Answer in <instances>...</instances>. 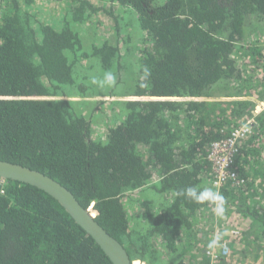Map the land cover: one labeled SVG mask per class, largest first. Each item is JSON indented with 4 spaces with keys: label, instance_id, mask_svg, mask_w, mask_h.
<instances>
[{
    "label": "trees",
    "instance_id": "trees-1",
    "mask_svg": "<svg viewBox=\"0 0 264 264\" xmlns=\"http://www.w3.org/2000/svg\"><path fill=\"white\" fill-rule=\"evenodd\" d=\"M113 2L137 14L147 39L138 56L139 75L128 82L126 114L100 141L76 103L65 98L76 87L87 95L79 83L87 77L77 67L83 59L105 71L120 63L119 49L108 43L93 45L88 54L74 29L100 9L85 0L63 19L40 23L31 11L36 0H3L0 160L60 182L133 261L156 264L152 240L175 252L180 235L196 225V215L213 206L181 194L190 186L208 187L211 146L256 116L234 164L246 184L230 183L222 191L223 218L240 230L230 240V257L243 259L251 250L264 259V111L255 115V101H264V0ZM223 98L233 101H218ZM146 189L163 203L155 209L152 200H141L147 228L131 230L122 200ZM202 233L207 236V229L190 232L195 238ZM0 264L113 263L49 194L0 179Z\"/></svg>",
    "mask_w": 264,
    "mask_h": 264
},
{
    "label": "rangeland",
    "instance_id": "rangeland-1",
    "mask_svg": "<svg viewBox=\"0 0 264 264\" xmlns=\"http://www.w3.org/2000/svg\"><path fill=\"white\" fill-rule=\"evenodd\" d=\"M85 0H63L58 4H50L44 0H36V3L31 7V11L35 13L36 20L40 23H55V20L63 19V16L68 14L69 9L78 6L80 2ZM95 5L98 10L85 23L74 25V29L80 31L83 38V48L89 52L93 45L102 46L108 43L119 49L121 60L119 65H115L111 70H104L95 60L83 59L78 64V71L85 75L79 83L84 85L82 90H88L87 95L83 96L80 90L76 87L72 90L67 89V93H72L65 96L66 99L76 103L75 109L80 116H83L91 123L92 137L95 140L103 141L107 138L110 128L118 124L126 114L123 101L129 100L130 88L129 79H135L138 72L137 61L139 52L143 49L144 40L147 39L146 31L138 22L137 14L131 10L120 7L113 0H86ZM163 4L165 0H156ZM159 4V5H160ZM254 22L261 26V22L257 19ZM90 61V62H89ZM246 63V62H244ZM92 66V67H91ZM106 72H111L116 77L115 83L108 86L100 87L91 82L92 77L103 78ZM80 87V85H79ZM226 103L233 100L223 98ZM116 102V103H114ZM114 103V104H113ZM147 157V153H144ZM158 180L155 176L150 186H153ZM150 199L154 202V208L157 209L163 203L162 196L156 195L151 189H146L144 192H128L124 196L122 202L130 218V227L132 229L147 228L146 217L141 208V200ZM213 207H207L202 213L197 216V221L194 227L185 230L179 237V244L175 252L162 247L160 241L154 239L152 243L157 251L158 261L156 264H204L207 260H203V250L206 247L205 237L211 236V231L208 229L215 221V213ZM218 223L220 220L218 219ZM207 229L208 236L202 233L201 238H195L193 234H197L199 228ZM192 231V235L190 232ZM188 235V237H187ZM197 242V243H196ZM256 253V254H254ZM250 256L243 257L239 260L234 257L226 259L227 264H264V259L257 257V252L248 251ZM141 263L140 260H135ZM136 264V263H135ZM146 264H150L146 262Z\"/></svg>",
    "mask_w": 264,
    "mask_h": 264
},
{
    "label": "water",
    "instance_id": "water-1",
    "mask_svg": "<svg viewBox=\"0 0 264 264\" xmlns=\"http://www.w3.org/2000/svg\"><path fill=\"white\" fill-rule=\"evenodd\" d=\"M2 5L3 0H0V13ZM0 179L24 183L46 192L95 240L113 264L136 263L127 248L100 225L91 211L67 187L52 177L21 164L0 160Z\"/></svg>",
    "mask_w": 264,
    "mask_h": 264
},
{
    "label": "built area",
    "instance_id": "built-area-1",
    "mask_svg": "<svg viewBox=\"0 0 264 264\" xmlns=\"http://www.w3.org/2000/svg\"><path fill=\"white\" fill-rule=\"evenodd\" d=\"M256 110L255 115L264 111V101H255ZM257 124L256 116L250 118L242 126L236 128L231 133L230 137L224 141H219L211 146L208 160L212 165V173H208L205 179L208 183V187L214 191L222 193V191L234 184L238 187L246 184L244 179H241L238 173L234 170V164L236 155L238 152V146L242 140H246L253 134V128ZM231 183V186H228ZM211 236L205 238V244L210 243L209 239H213L214 236L219 235L221 237L219 245L215 248H209L206 244L205 249L202 252L205 264H220L224 259L230 257L231 246L230 240L237 239L240 236L239 229H232L228 234H224L221 230V224L218 223V216L215 215V221L210 225ZM208 236V234H207Z\"/></svg>",
    "mask_w": 264,
    "mask_h": 264
},
{
    "label": "clouds",
    "instance_id": "clouds-1",
    "mask_svg": "<svg viewBox=\"0 0 264 264\" xmlns=\"http://www.w3.org/2000/svg\"><path fill=\"white\" fill-rule=\"evenodd\" d=\"M145 74H150L148 69H145ZM116 77L111 72H106L103 75V78L92 77L91 82L94 85H98L100 87H104L105 85H112L115 83ZM182 195H185L187 198L197 202V203H204L208 202L209 204L213 205V212L218 216L222 217L225 213V197L218 191H214L210 187L199 188L196 186H190L186 189H183L181 192ZM221 237L216 235L210 241L208 247L215 248L219 245Z\"/></svg>",
    "mask_w": 264,
    "mask_h": 264
},
{
    "label": "crops",
    "instance_id": "crops-1",
    "mask_svg": "<svg viewBox=\"0 0 264 264\" xmlns=\"http://www.w3.org/2000/svg\"><path fill=\"white\" fill-rule=\"evenodd\" d=\"M238 99H240V98H238ZM221 99H218V101H220ZM233 100V99H232ZM226 100H222L221 102H225ZM230 101H231V99H230ZM223 193V192H222ZM221 193V194H222ZM225 214H227V213H225ZM218 219L220 220V223L219 224H221V230H222V232H224V234L226 233V234H228L229 235V232L232 230V229H238L237 227H235V226H229V224H227V217H224L223 218V216L222 217H218ZM210 231L212 230L211 228H208ZM209 241H211V239H209ZM238 260H242V259H238Z\"/></svg>",
    "mask_w": 264,
    "mask_h": 264
}]
</instances>
